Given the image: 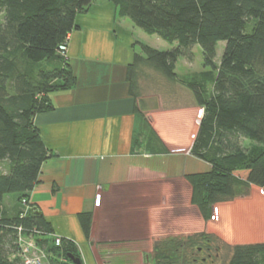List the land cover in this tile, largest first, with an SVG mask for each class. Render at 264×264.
<instances>
[{
	"label": "trees",
	"instance_id": "16d2710c",
	"mask_svg": "<svg viewBox=\"0 0 264 264\" xmlns=\"http://www.w3.org/2000/svg\"><path fill=\"white\" fill-rule=\"evenodd\" d=\"M108 1L119 18L173 46L159 51L141 44L142 52L129 65L127 81L136 112L143 113L146 70L180 82L203 111L191 153L211 170L187 179L192 204L204 219L211 217L213 206L248 195L251 186L264 191V0ZM93 2L0 0V264H25L22 236L32 238L50 264H74L70 256L83 264L70 240L60 238L56 244L51 223L29 199L43 164L53 157L35 117L55 110L52 94L76 86L60 47L69 45L70 35L79 29L78 15L87 13ZM221 42L226 47L217 64ZM197 46L204 71L179 78L177 63L182 58L193 63ZM14 194L19 211L12 216L5 199ZM81 217L88 232L91 215ZM206 242L213 244L210 235L162 241L156 246L157 264H193L190 255ZM177 252L180 261L174 257ZM229 264H264V243L234 246Z\"/></svg>",
	"mask_w": 264,
	"mask_h": 264
},
{
	"label": "crops",
	"instance_id": "0c3cea01",
	"mask_svg": "<svg viewBox=\"0 0 264 264\" xmlns=\"http://www.w3.org/2000/svg\"><path fill=\"white\" fill-rule=\"evenodd\" d=\"M76 23L67 57L77 84L52 94L55 110L35 117L53 157L30 205L83 264H139L150 259L148 247L188 235L189 211L201 216L187 179L211 170L191 153L200 109L194 100L136 112L127 81L138 54L134 24L108 0H94ZM5 208L16 215L18 196H7Z\"/></svg>",
	"mask_w": 264,
	"mask_h": 264
},
{
	"label": "rangeland",
	"instance_id": "374dc122",
	"mask_svg": "<svg viewBox=\"0 0 264 264\" xmlns=\"http://www.w3.org/2000/svg\"><path fill=\"white\" fill-rule=\"evenodd\" d=\"M2 19V18H1ZM137 29L136 39L139 44L136 46L138 53H141V44L150 46L159 51H169L173 48L157 35H148L141 29ZM226 47L225 42H221L217 48V64L220 63ZM194 61L188 62L180 59L177 63L176 73L179 78H188L204 71L203 52L200 46L194 49ZM147 77L142 79V97L140 104L142 112L149 109H161L172 105H191L194 101L192 93L180 82L171 83L162 76L146 70ZM144 102V103H143ZM145 113V112H144ZM200 120V111L197 114ZM250 143L243 141L244 147H249ZM16 197L17 195H10ZM192 203V198H191ZM195 206L194 204H192ZM195 210H199L195 206ZM217 209V211H216ZM200 212V210H199ZM189 211L188 235L186 237L173 238L175 240L186 241L187 237L207 234L212 237L214 257H217L216 264H229L231 250L236 245H246L254 243H264V191L256 186H251L248 195L237 197L231 201H225L212 207L211 217L205 220L203 215H191ZM172 239V238H171ZM169 240V239H166ZM148 247L150 259L139 264H157L156 246ZM181 252V251H180ZM179 254L175 253L176 261H180ZM193 261L194 256L190 255ZM178 263V262H177ZM200 263V262H198ZM193 263V264H198Z\"/></svg>",
	"mask_w": 264,
	"mask_h": 264
},
{
	"label": "built area",
	"instance_id": "2783aa9c",
	"mask_svg": "<svg viewBox=\"0 0 264 264\" xmlns=\"http://www.w3.org/2000/svg\"><path fill=\"white\" fill-rule=\"evenodd\" d=\"M60 50L63 54H67L68 46L67 44L62 45ZM203 111H200V118L202 116ZM97 203H100V198L98 199ZM217 211V209H216ZM21 244V257L24 260L25 264H50L47 261V257L44 253L40 252L38 247L36 246L34 240L29 237L22 236L20 238ZM56 244H61V239L56 238Z\"/></svg>",
	"mask_w": 264,
	"mask_h": 264
},
{
	"label": "flooded vegetation",
	"instance_id": "af4514ba",
	"mask_svg": "<svg viewBox=\"0 0 264 264\" xmlns=\"http://www.w3.org/2000/svg\"><path fill=\"white\" fill-rule=\"evenodd\" d=\"M217 250L211 242L202 243L201 246L197 247V251L193 254V263L200 262L198 264H216L217 255L214 257V252Z\"/></svg>",
	"mask_w": 264,
	"mask_h": 264
},
{
	"label": "water",
	"instance_id": "95a60500",
	"mask_svg": "<svg viewBox=\"0 0 264 264\" xmlns=\"http://www.w3.org/2000/svg\"><path fill=\"white\" fill-rule=\"evenodd\" d=\"M70 259L74 262V264H80V261L76 259L74 256H70Z\"/></svg>",
	"mask_w": 264,
	"mask_h": 264
}]
</instances>
